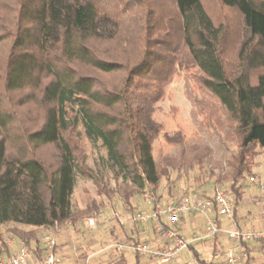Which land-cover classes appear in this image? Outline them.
Masks as SVG:
<instances>
[{
  "label": "trees",
  "instance_id": "obj_1",
  "mask_svg": "<svg viewBox=\"0 0 264 264\" xmlns=\"http://www.w3.org/2000/svg\"><path fill=\"white\" fill-rule=\"evenodd\" d=\"M172 1L174 16L155 18L147 0H118L122 6L112 9L97 0H0V226L33 227L12 233L36 261L44 256L39 229L77 225L106 206L94 200L70 211L76 177L100 181L86 166L80 128L89 142L101 143L115 179L128 182L120 196L130 212L133 199L155 196L172 172L188 175L211 164V177L230 182L236 218L245 195L238 181L254 177L264 151V0H218L241 19L234 48L231 27L212 17L204 0ZM178 68L196 72L231 125L235 148L226 167L207 146L187 154L181 133L164 137L181 146L179 157L154 159L162 132L154 114ZM189 250L197 264H212ZM126 261L122 254L115 264Z\"/></svg>",
  "mask_w": 264,
  "mask_h": 264
},
{
  "label": "rangeland",
  "instance_id": "obj_2",
  "mask_svg": "<svg viewBox=\"0 0 264 264\" xmlns=\"http://www.w3.org/2000/svg\"><path fill=\"white\" fill-rule=\"evenodd\" d=\"M99 4L112 9L121 2L118 0H97ZM151 3V9L155 11V18L163 14L174 16V5L172 0H147ZM212 17L224 21L231 29L229 45L234 48L241 35L243 26L238 14L229 11L219 5L218 0H204ZM123 3L130 7L129 4ZM128 9V8H127ZM177 25V23H175ZM230 48V47H229ZM231 48V49H232ZM196 72L191 69L178 68L171 84L166 88L164 99L157 104L154 119L161 125L162 132L154 142L153 155L156 162L164 156L179 157L181 146L167 143L165 135L174 136L181 133L184 136V145L187 154H191L196 147L207 146L212 151L213 160L220 162L226 167L227 160L234 151L235 145L229 139V128L231 125L226 116L217 110L216 101L210 94L197 83ZM81 143L86 157V166L100 178L99 185L82 176L76 177V186L70 198V211L75 214L86 209L94 200H104L106 206L102 208L103 215L98 217L94 225H89L84 217L77 225L70 223L57 226L60 231L45 228L56 236L57 247L62 251L63 264L65 258L72 256L74 259L80 256L81 261L90 258V264H115L120 254L126 256L128 264L135 263L133 246L136 244L148 245L151 251L164 249L165 243L157 232V220L148 221L145 224L133 221L140 210H149L147 196H138L132 200V212L124 204L121 192L129 188L128 182L123 177L115 179L113 172L107 164L106 151L101 143H91L87 140L84 131L80 128ZM211 164H206L204 169L196 167L188 175H179L172 172L170 181H162L155 194V201L164 205H173L185 197H211L218 184L226 185L230 194V182H218V175L211 177ZM256 183L252 186L246 185L249 178L239 180L242 182L245 199L241 201L236 218L233 214L229 218H223L218 235L206 238L208 232L207 223L212 216H205L199 212H192L178 220L174 226L188 243V248L181 251L169 263L162 262L159 258L142 255L141 264H197L189 246H193L204 261L212 264H226V249L231 245L226 231L231 228L241 230H264V189L259 183H264V151L256 158L253 168ZM99 187L115 191L116 197L109 201L105 196L99 194ZM149 197V195H148ZM138 212V213H139ZM92 217V216H91ZM168 217L163 218L167 222ZM23 231L33 230V227L5 223L0 226V238L10 243L12 255L18 252L16 244L21 241L12 233L13 229ZM55 228V229H56ZM259 228V229H258ZM43 229L39 230V239L42 238ZM41 242V241H40ZM136 243V244H135ZM9 246V245H8ZM216 248V251L214 249ZM64 256V257H63ZM78 262V263H80ZM251 262L250 264H253ZM28 264H36L31 257ZM254 264H264V259Z\"/></svg>",
  "mask_w": 264,
  "mask_h": 264
},
{
  "label": "built area",
  "instance_id": "obj_3",
  "mask_svg": "<svg viewBox=\"0 0 264 264\" xmlns=\"http://www.w3.org/2000/svg\"><path fill=\"white\" fill-rule=\"evenodd\" d=\"M256 183V179L251 177L246 185L252 186ZM238 185H243L238 182ZM260 187L264 189V183H259ZM147 205L149 210H140L135 215L133 221L145 224L151 220H157V232L164 240L165 247L160 251H151L148 245L136 244L133 250L141 255H149L153 258H159L164 263L171 262L177 254L188 248V243L180 232L172 226L173 223L178 222L181 217L186 216L194 211L199 212L205 216H212L208 223V232L206 238L214 237L223 230L218 226V217L221 222L223 218H229L234 210L235 200L230 194L226 185L218 184L213 195L210 197H185L173 205L164 206L155 201L153 195L147 196ZM103 215L101 210L97 215L90 216L84 220L89 225H94L98 217ZM168 217L167 222L163 218ZM43 229V236L40 239L42 248L44 250L43 261H36V264H63L62 257L55 251L57 247L56 236L51 232ZM50 229V228H49ZM231 245L227 247L225 254L226 264H246L248 260L253 258V250L250 248L252 243H260L264 240V230H241L238 228H231L226 231ZM33 257V249L27 247L23 242L21 243L19 252L16 255H0V264H28L30 258Z\"/></svg>",
  "mask_w": 264,
  "mask_h": 264
},
{
  "label": "crops",
  "instance_id": "obj_4",
  "mask_svg": "<svg viewBox=\"0 0 264 264\" xmlns=\"http://www.w3.org/2000/svg\"><path fill=\"white\" fill-rule=\"evenodd\" d=\"M243 199H245V195H244V198ZM79 222H81V220L79 221ZM78 222V223H79ZM71 224V223H70ZM179 224V223H178ZM72 225V224H71ZM61 227H62V225H60ZM59 227V226H58ZM63 229V227L61 228V230ZM259 229V228H258ZM39 230H41V229H39ZM60 231V228H56L55 229V231ZM260 230V229H259ZM19 239V238H18ZM19 241H21L20 239H19ZM22 242V241H21ZM7 244V246H8V248L9 247H11L10 246V243L8 244V243H6ZM57 245H59V244H57ZM16 247H17V249H18V252H19V249H20V244H16L15 245ZM250 246V248H251V250H253V258H252V260H251V262H254V263H256V262H260V261H262L263 259H264V249L262 248V244L261 243H252V244H250L249 245ZM9 250H10V254H7V253H5V254H0V255H5V256H7V255H12V253H11V249L9 248ZM17 252V253H18ZM58 254L62 257V251H61V249L58 247ZM122 254H120V256H121ZM124 255V254H123ZM64 257V256H63ZM126 257V256H125ZM65 258V264H90V258H88L87 260H86V262H84V260L83 261H81L80 262V260H81V258H80V256L79 257H77L76 259H74L72 256H68V257H64ZM120 258V257H119ZM127 260V259H126ZM78 262H80V263H78ZM127 262V261H126ZM253 263V264H254ZM127 264H128V262H127ZM135 264V263H134Z\"/></svg>",
  "mask_w": 264,
  "mask_h": 264
}]
</instances>
